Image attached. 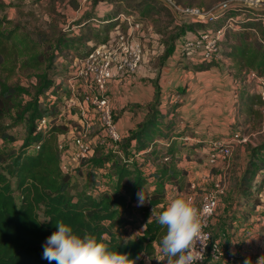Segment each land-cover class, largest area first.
<instances>
[{"label":"trees","instance_id":"1","mask_svg":"<svg viewBox=\"0 0 264 264\" xmlns=\"http://www.w3.org/2000/svg\"><path fill=\"white\" fill-rule=\"evenodd\" d=\"M182 1L188 7H194L191 4L196 0ZM122 2L124 0H109L110 10L102 15L95 11L87 12L73 24L77 33L68 29L52 38L40 33L34 37L21 35L16 32V27L2 28V24L8 21L0 18V71L7 67L11 74H21L26 78L25 83H9L0 74V138L15 141L12 133L7 132L8 125L3 123L6 117L14 123L20 122L23 128L16 150L0 147V264H49L43 258L44 245L47 238L57 231V221L68 224L81 236L89 233L98 240L104 237L106 242L110 241L111 250L128 254L130 259L139 256L136 264H143L142 257L154 256L158 242L166 234V228L159 225L157 216L170 202L167 186L174 188V198L188 192L187 168L181 164L180 146L176 145L180 138L186 136L187 130L186 127L178 129V123L172 118L180 104L174 103L165 113L161 112L158 87L153 100L145 105V115L136 129L120 139V142H125L122 147L124 154L131 152L132 158L143 156L145 160L157 158L161 162L158 167L144 175L143 164L133 163L132 158L117 157L116 154L94 155L90 161L97 168L117 157L116 162L111 161L110 164L115 185L112 189L101 190L98 195L88 194V191L79 195L70 193L73 174L63 172L59 167L61 151L58 141L71 128L70 121L65 122L59 116L58 105L66 95L62 79L68 78L72 68L61 63V59L82 58L88 50L81 53V44H87L90 39H96L95 43L105 41L112 31L121 30L124 24L121 14L139 12L135 20L140 21L153 20L161 12L155 10L152 1H135L125 3L127 9L123 13L117 10ZM6 6L0 0V10ZM162 6L171 12L166 5ZM246 11L247 17L239 19V15ZM262 13L264 11L236 6L230 8L221 21L223 23L215 27L206 23L204 27L203 23L187 25V28L186 25H177L179 27L173 28L176 33L166 41L164 51L165 57L171 55L175 48L174 40L187 32L216 29L232 19L236 29L225 30L218 41L219 55L211 61L193 62L205 64L207 69L221 55L229 58L232 78L241 83L236 91L240 101L237 113L240 112L248 123L254 116L259 121L264 117L261 108L264 101L247 81L250 72L264 77ZM172 15L175 21L176 17ZM214 24L216 22L211 25ZM198 68L203 69L201 66ZM177 92L182 93V88ZM42 120L46 123L41 124ZM243 131L247 132V128ZM247 148V162L240 177L232 183L237 195L248 203L249 197L254 195L253 188L257 192L264 188V174L257 181L258 174L264 172V140L248 144ZM141 191L147 196L143 204L138 198ZM259 204L260 199L256 196L250 205L255 209ZM150 210H155L152 215ZM133 230V234L128 233Z\"/></svg>","mask_w":264,"mask_h":264},{"label":"rangeland","instance_id":"2","mask_svg":"<svg viewBox=\"0 0 264 264\" xmlns=\"http://www.w3.org/2000/svg\"><path fill=\"white\" fill-rule=\"evenodd\" d=\"M3 1L7 4V6L3 10H0V18L6 19L8 23L2 24V28L10 29L16 27V32H20L21 35L30 34L32 37H34L36 33L43 34L46 37H55L60 33V31L67 32L68 29H72L73 24L85 13L95 11V13L102 15V13L110 10L112 7L109 0ZM135 1L139 3H142L143 1L145 3L152 1L155 5V10H159L161 12L149 23L143 21L146 24H151L152 29H148L145 23H142L143 28L141 31L138 32L137 29H134L136 34L135 37L139 38L142 43V61L135 74L131 76L128 81H126L127 86L126 89H124L125 99L128 101L133 99V96L127 93L134 91V85L137 80L141 83L143 88L142 92H148V88L156 91L158 87L161 106L164 105L162 106L164 110L171 105H183L184 109L177 112L176 116L172 117L174 121L178 123V129L186 127L187 130L186 136L180 138L176 142V145L180 146V152H182H179L180 154H178L180 155V159L183 155H185L188 160L190 158L193 159L195 156L203 157L204 155L200 150L202 146L205 145L207 151L210 152L214 142L225 139L234 130L241 132L243 127H246V135L249 139L248 142L245 144L235 145L232 149L231 155L227 159L220 160L216 164L224 166L222 171H225L224 177L226 180H229L228 176L230 173L227 168L229 166L233 167L230 173V182L235 181L236 178L234 176V171H236V167L242 166V164L245 166L249 157L247 148V145L251 144L249 141L256 143L260 140H264V119L259 121L258 117L254 116V119L252 118V120L248 123L247 119L243 118L242 114H239L240 112L236 113V110L238 109L236 104L239 102V96L236 91L237 88L241 86V83L236 82L234 78H232L233 70L230 69L231 61L229 59L227 60V57L221 55L217 61H214V65L207 69L205 68L206 66H204L205 64H193L185 58L180 59L177 56L176 58L171 57L168 59L165 57L164 51L166 41L171 35L176 33L177 30H174L173 28L177 26L175 21H179L177 19L174 21V17L172 15L173 11L171 10L170 12L167 8L162 6V4L156 2L157 0H124V2L119 4L120 6L117 7V10L125 13V10L127 9L125 3L129 4ZM173 1L176 4L180 3V6L185 5V7H188V5H186L182 0H180L179 3L176 0ZM225 1L229 0H196L191 5L208 10L215 8L217 4ZM230 3L246 8L247 10H264V0H230ZM144 6L145 4H143L142 7ZM247 15V11L243 12L239 15V19L245 18ZM132 16L134 19H137L139 17V12H134ZM221 21L222 19H219L216 22V25H211L212 23H209L207 26L215 27L222 24L223 22ZM202 26L204 27L206 24L203 23ZM121 30L122 33H125L128 30L127 22L124 21ZM73 31L77 33L76 29ZM95 42L96 39H90L87 44H81V53L87 51L92 43ZM221 49H224L223 46ZM61 63L69 65L70 68L72 67L71 71H74L76 65L74 59L69 58L66 61L61 59ZM199 66L203 69L198 68ZM0 74L5 77L9 83L26 82V78L24 76L21 74L17 75L15 73L11 74L7 67L2 68ZM67 75L68 78H60L63 81L62 86L66 91V95L64 97V103L62 102L58 105L59 112L62 114L60 115L62 120H66L65 122L70 121L71 123L70 131L59 138V140L64 141L62 144L65 145V148H69L70 146L67 143L70 139L71 133L74 132V128L76 127L80 129L82 122H85L88 117L87 115L83 116L81 109L77 105V102L82 99L83 83L77 76L71 74L70 71ZM247 81L246 84L250 82L252 87L255 88L254 81ZM166 83L171 86L169 89L163 87ZM181 88L183 92L178 93L177 90ZM178 94L181 96H178ZM170 99H173V101H167ZM130 105H132L130 109L137 107V105H134L133 102ZM182 112L184 117H181ZM118 116L119 114H114V119L116 120ZM188 120L190 122H188ZM3 123L8 125L7 132L12 133L15 137V141H8L0 138V147L4 150H16L20 144L21 137L23 136L22 124L20 122L14 123L10 117H6ZM99 128V125L95 123L89 137L96 135L99 132ZM131 131L132 130H129L127 135H129ZM196 139H199L202 142L196 143V145L194 144L195 141H197ZM105 140L106 142L104 144H100L98 142L92 144L94 151L90 154V157L81 161L79 166L76 168V171L74 170L72 173L71 182L73 184L71 186L72 188H70V193L79 195L83 194V192L86 193L87 191H92L94 195H98L101 190L112 189L114 187L116 180L113 169L110 167L111 161L115 163L117 157L119 156H124L130 159L132 158V154L131 152L124 154L122 147L125 142L121 141L115 145L110 143L108 139ZM191 144H194V146H191ZM193 147L195 150H193ZM176 149L179 148L176 147ZM110 154H116L117 157L112 158L101 168L93 166L90 161L94 155L104 157ZM142 157L143 156L139 159H136L137 157H133L132 161L133 163L138 162L143 164L141 169L145 170L144 163L145 166H147V160ZM150 159H152L153 162L155 161L154 164L157 167L161 163L157 160V158L153 159L152 157ZM202 161L203 160H198L201 164ZM201 166L202 165H200V167ZM205 168H208L209 171H207L211 175L215 166H203V169ZM143 172L145 175V171ZM262 174H264V172H260L258 174L257 181L262 178ZM210 175L207 178H210ZM216 181L219 182V180H213V184L207 186V189H213ZM253 191L254 195L249 197L250 202L248 203L246 202V199H241V197L239 195L237 196V194L233 191L228 192V200L223 198L222 194H220L218 197L221 201L219 205L220 207L216 208V213H218V215H213V218L227 220L228 218H232L233 213L235 212L240 220V226L250 223L249 220L252 219L253 221H256V224L260 223V221H264V188H262L259 192L256 191V188H253ZM197 192L200 193L201 190H197ZM256 196L259 197L260 204L258 207L253 209L250 204L251 200H253ZM222 204L228 206L227 209L231 214L229 217L225 214V212L221 214V210L223 209ZM221 215H225L226 218H221ZM230 222V220L226 221V223ZM257 226L259 230L264 229V226L259 224ZM128 233L133 234L134 230L128 231ZM211 233L213 236L214 231L212 230ZM157 259H164L161 252L150 258L143 256L142 263L164 264V262L158 261Z\"/></svg>","mask_w":264,"mask_h":264},{"label":"built area","instance_id":"3","mask_svg":"<svg viewBox=\"0 0 264 264\" xmlns=\"http://www.w3.org/2000/svg\"><path fill=\"white\" fill-rule=\"evenodd\" d=\"M157 1L172 10L176 19L180 21L206 23L207 25L223 19L230 8L237 6L231 4L229 0L217 4L215 8L204 10L199 7L180 6L173 0ZM121 16L122 20L128 24V30L125 33H122V30L115 29L105 41L92 43L82 58L74 59L76 63L75 69L70 72L83 83L82 99L77 102V105L81 109L83 116L87 115L88 117L85 122H82L80 129L74 128V132L71 133L67 143L70 145L69 148H65V145L62 144L64 141H58L61 151L59 167L63 172L72 174L81 161L89 158L94 150L92 144L97 142L104 144L106 142L105 139H108L110 143L116 145L122 137L114 119L108 88L113 81L126 83L140 66L142 61V43L139 38L135 37L134 29H137L138 32L141 31L142 23L135 20L132 15L121 14ZM232 21V19H229L227 25L216 29L208 28L197 32H187L180 42L179 54L195 62L211 61L219 55L218 41L224 35L225 30L227 28L236 29V25ZM260 21L264 24V13L261 14ZM247 80L255 82L254 91L264 101V77L257 75L255 72H250L247 75ZM261 108L262 115H264V104H262ZM60 115L62 114L59 113ZM45 123V120L41 121V124ZM95 123L100 127L99 132L89 137ZM241 132L235 130L225 139L214 142L207 155L206 164L214 166L218 161L227 159L235 145L247 143L249 140L248 136ZM197 190V183L190 182L188 192L185 194L190 195L195 200V192ZM222 192L223 186L221 182H216L213 189L202 191L200 201L196 202L197 207L203 212V219L206 223L203 232L206 236L204 243L207 244L203 246L204 259L203 261H198L197 264L220 263L229 260L233 261L234 259L233 256H228L218 243L214 241L210 230V221L216 211L218 197ZM87 193L90 194L92 192L88 191ZM152 214L153 212H150V215ZM197 248H201L199 242L197 243Z\"/></svg>","mask_w":264,"mask_h":264},{"label":"crops","instance_id":"4","mask_svg":"<svg viewBox=\"0 0 264 264\" xmlns=\"http://www.w3.org/2000/svg\"><path fill=\"white\" fill-rule=\"evenodd\" d=\"M261 11H264V10H261ZM96 14L99 15V13H96ZM140 21H141V23L144 24L145 22H143V21H146L149 23L151 21V19H144V20H140ZM178 21L179 22L175 21V24H177L179 26L180 25H186V28H187V25H195V23H188L185 20H183V21L178 20ZM146 25H147L148 29H152L151 24H146ZM194 28L195 27H193L192 29H194ZM75 29L77 30V28L75 26H72V30H75ZM183 36H184V34L179 36L178 38H176L174 40V47L175 48H174L173 53L171 55L167 56L168 59L171 57L176 58L177 56L180 59L185 58V57L180 56V54H179V51H180L179 46H180V42H181ZM176 54H178V55H176ZM185 59H187L189 62L195 64L190 59H188V58H185ZM228 59L229 58L227 57V60ZM231 64H232V62H230V65ZM139 72H141V71H139ZM126 86H127L126 83H122L119 81H113L108 88V95H109L111 103H112L113 112L115 115L119 114V116L116 119V122H117V127H118L120 133L122 134V136H127V133L129 130L136 129L137 123L139 121H141L145 115V112H146V110L144 109L145 105L147 103L151 102V100L153 99V96H154V90L151 88L150 89L148 88V92L147 91L142 92L143 88L141 86V83L136 80L135 85H134V87H135L134 91L127 93V94L133 96L132 97L133 99H130L128 101L125 99V96H124V89H126ZM163 87L164 88L166 87L169 89L171 86L167 85V83H166V85ZM236 87H238V86H236ZM178 96H181V95L178 94ZM167 101H173V99H170ZM132 102L134 105H137V107L130 109L132 107V105H130ZM181 102H182V100H181ZM239 102L236 104L237 106H238ZM143 103H145V104H143ZM139 105H141V106H139ZM162 106H164V105H162ZM162 106L160 105L161 112L165 113L167 109L164 110L162 108ZM183 109H184L183 105L175 108V110H174L175 116H176L177 112H179ZM236 113H237V110H236ZM170 117H171V115H169V118ZM181 117H184L183 112H182ZM188 122H190V121L188 120ZM245 126H247V125H245ZM245 128L246 127H243V129L241 131L243 133L247 134V132L243 131ZM196 140L197 141H195L194 144L201 142V140H199V139H196ZM249 142L251 144H255L252 141H249ZM200 150H201L202 154L204 155L203 157L195 156L193 159L190 158L188 160L185 158V155L181 156L182 157L181 164L186 166V168H187V179H188L189 183L190 182L197 183L198 190L199 191L201 190V192H202L204 190H207V186H209L210 184H213V182H212L213 180H219V182H221V184L223 186V192L221 193L223 198L228 200V192H230V191H233L237 194V191L234 190L235 189L234 185L232 184V182H230V180H231L230 179L231 178L230 173H231V170L233 167L228 165L229 167L227 168V170L230 172L229 176H228L229 180H226L224 177L225 171L224 170L222 171V169H224V166L221 164L216 165L219 161L214 165L215 169H214L213 173H211V175H210L208 173V171H209L208 168L203 169V166H208L206 164V158H207V155L209 152L207 151L205 145L202 146L200 148ZM180 153H182V152H180ZM140 157L141 156L137 157L136 159H139ZM142 158H144V157H142ZM198 160H203L202 164L200 162H198ZM146 165L147 166H145V163H144V168H145L144 171L145 172L148 170L155 169L157 167L154 164V162L152 161V159H147ZM200 165H202V166L200 167ZM209 167H211V166H209ZM243 168H244L243 164H242V166L236 167V171H234V176L236 179L240 177ZM209 175H210V178H207ZM216 182H218V181H216ZM167 190L169 192V198H170V202H171L174 199L175 190L171 186H167ZM201 192L200 193H198L197 191L195 192V202L200 201ZM220 202L221 201L218 199L217 208L220 207L219 206ZM222 206H223V209L221 210V214L225 212V214L229 217L231 214L229 213V210L227 209L228 206L223 205V204H222ZM150 212H153V211L150 210ZM216 214L218 215V213H216V211H215L214 216ZM214 216H212V219L210 221L211 231L212 230L214 231L213 239H214V241H216L218 243L220 248L223 249L228 256H231V257L233 256L234 259H233V261L229 260L226 262L212 263V264H244L245 259H250L252 264H257L258 258L261 256H264V229L259 230V228H257L258 227L257 225L259 224L261 226H264V221H260V223L256 224V221H253V219H252V220H249L250 223H246V225L240 226L239 225L240 220L237 217V214L235 212L233 213V217L228 218L227 220L213 218ZM221 218H226V217H225V215H221ZM256 218H258V217H256ZM228 220H230L231 222L226 223V221H228ZM158 254H159V251H157L155 255H158Z\"/></svg>","mask_w":264,"mask_h":264},{"label":"clouds","instance_id":"5","mask_svg":"<svg viewBox=\"0 0 264 264\" xmlns=\"http://www.w3.org/2000/svg\"><path fill=\"white\" fill-rule=\"evenodd\" d=\"M138 198L143 204L147 196L141 191ZM157 221L166 228V234L157 245L164 259L158 261L164 264H197L203 261V246L207 245L203 232L206 223L193 197L177 195L157 216ZM56 226L57 231L47 238L44 245L43 258L49 264H136L140 258L130 259L128 254L111 250L110 241L106 242L104 237L98 240L89 233L81 236L63 221H57ZM198 242L201 245L199 249ZM244 264L252 262L245 259ZM257 264H264V256L258 258Z\"/></svg>","mask_w":264,"mask_h":264}]
</instances>
